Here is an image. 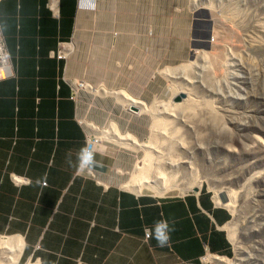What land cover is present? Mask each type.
Masks as SVG:
<instances>
[{
    "label": "crops",
    "instance_id": "1",
    "mask_svg": "<svg viewBox=\"0 0 264 264\" xmlns=\"http://www.w3.org/2000/svg\"><path fill=\"white\" fill-rule=\"evenodd\" d=\"M85 1L0 0L13 70L0 79V241L10 243L0 264H222L235 254L234 215L209 188L161 195L120 186L111 172L127 168L126 153L109 142L96 147L95 175L77 174V155L94 131L76 94L82 81H96L90 52L76 40ZM115 36L123 59L135 40ZM151 61L148 54L149 74ZM138 83L118 73L121 90L140 95ZM162 220L172 229L163 247L145 233Z\"/></svg>",
    "mask_w": 264,
    "mask_h": 264
},
{
    "label": "rangeland",
    "instance_id": "2",
    "mask_svg": "<svg viewBox=\"0 0 264 264\" xmlns=\"http://www.w3.org/2000/svg\"><path fill=\"white\" fill-rule=\"evenodd\" d=\"M85 2L89 9L76 40L82 53L90 52L96 80L86 83L118 91V73H124L126 80L141 82L140 95L127 89L126 95L143 93L138 99L155 111L167 107L161 116L164 132L155 138L150 112L130 113L124 101L91 93L80 83L84 124L98 130L97 136L112 127L114 135L129 133L143 144L132 150L113 143L125 151L127 168L112 171V181L156 194L161 187L163 194H184L204 186L220 204L231 199L235 254L230 259L264 264V0ZM118 31L126 41L135 40L134 46L125 45L123 59L112 46ZM148 36L156 38L155 53L149 52ZM148 54L155 57L150 74L144 67ZM213 54L216 60L210 62ZM181 91L193 99L183 116L168 111ZM145 162L147 172H142Z\"/></svg>",
    "mask_w": 264,
    "mask_h": 264
},
{
    "label": "bare ground",
    "instance_id": "3",
    "mask_svg": "<svg viewBox=\"0 0 264 264\" xmlns=\"http://www.w3.org/2000/svg\"><path fill=\"white\" fill-rule=\"evenodd\" d=\"M240 11V10H239ZM256 15H257V13H256ZM252 17V16H251ZM250 17V18H251ZM260 17V16H259ZM258 26V25H257ZM264 32V31H263ZM254 40V39H253ZM256 43V42H255ZM259 43H261V42H259ZM258 45V44H257ZM255 46V45H254ZM110 52V51H109ZM209 55H211V54H209ZM216 56H217V54H216ZM234 57V56H233ZM212 58H214L215 60H216V58L214 57V54L209 58V56H208V60L210 61V62H212ZM209 62V63H210ZM243 65V64H242ZM179 69V68H178ZM184 69V68H183ZM169 71V70H168ZM181 71H183L182 70V68H181ZM171 72L172 71H170V74H171ZM167 73V72H166ZM213 73V72H212ZM170 74H168V75H170ZM187 85V84H186ZM212 85V84H211ZM82 86L84 87V88H86L89 92H91V93H94V94H103V95H111V96H113L114 98H116V100H118V101H121V102H125V103H127V105H138L139 106V108L141 107V114L142 113H151L152 114V116L155 118V122H154V129H153V137L155 136V138H158V136H160L161 134H162V132H164L163 130H162V128H161V125H162V123H161V116L162 115H164V113H166V110H167V107H165L164 108V110L161 112V111H155V110H153V109H150V108H148V106L143 102V101H141L140 99H138V98H135V97H132V96H128V95H126L125 94V92L123 91V90H118V91H105L103 88L102 89H95L94 87H92L90 84H88V83H83L82 84ZM210 88V87H209ZM208 88V89H209ZM175 90V89H174ZM210 90V89H209ZM184 92H185V90H183ZM183 91H181L180 93H182ZM189 92H191V91H189ZM180 93H176L175 94V92H174V94H175V96L176 95H179ZM234 93V92H233ZM210 94V93H209ZM191 95V94H190ZM186 97H188V96H186ZM192 98V97H191ZM190 98V100L189 99H187V101H183V109H182V107L180 106L181 104L180 103H176L174 106H173V108H170V109H168V111H170L171 112V114H176V115H179V116H183L184 114H185V110H187L185 107H188V105H189V103L190 102H188V100L189 101H191V100H193V99H191ZM155 99V98H154ZM173 99V98H172ZM211 99V98H210ZM214 100V99H213ZM236 100V99H235ZM240 100V99H239ZM156 101V100H155ZM216 102V101H215ZM154 103V102H153ZM159 103V102H158ZM172 103V102H171ZM192 103V102H191ZM160 104V103H159ZM172 104H174V103H172ZM216 104V103H215ZM214 104V105H215ZM211 105H213V103L211 104ZM137 106V107H138ZM232 106V105H231ZM169 107V106H168ZM171 107V106H170ZM210 107H212V106H210ZM226 107V106H225ZM230 107V106H229ZM191 108H193V107H190V109ZM207 108V107H206ZM215 108V107H214ZM228 108V107H227ZM215 110V109H214ZM235 110V109H234ZM218 111V110H217ZM240 112V111H239ZM170 114V115H171ZM211 114V113H210ZM242 114V113H241ZM167 117H168V115H167ZM241 117H242V115H241ZM244 117V116H243ZM210 118V117H209ZM212 119V118H211ZM167 121V120H166ZM171 124V123H170ZM168 125V124H167ZM95 128L96 129H98L96 126H95ZM112 127H110V129H107V130H104L103 131V137H101V139H106L107 141H109V142H112V143H115V144H117V145H119V146H122V147H128L129 149H132V150H134L135 148V146H137V147H139V148H142V146H143V144H141L140 142H138V140L134 137V136H132L131 134H129V133H124V134H122V133H120V132H117V135H114L113 133H112V129H111ZM114 131L116 132V127L114 126ZM153 137H152V139H153ZM127 140H130V141H132V142H129V141H127ZM260 140V139H259ZM258 140V141H259ZM259 144V143H258ZM156 146V145H155ZM163 169V168H162ZM192 169V168H191ZM142 172H147V165H146V162L144 163V165H143V167L140 169ZM140 172V171H139ZM142 172H140V173H142ZM150 175V174H149ZM153 175V174H152ZM139 178V177H138ZM139 180H140V178H139ZM170 180V179H169ZM199 184H201V182L199 183ZM141 185V184H140ZM154 186V185H153ZM198 186H201V185H198ZM151 187V186H150ZM147 188V187H146ZM152 188H154V187H152ZM199 188H201V187H199ZM137 189H140V187L139 188H137ZM156 191L159 193V194H163L164 193V188L163 187H161V188H156ZM219 191H221V190H219ZM222 192V191H221ZM221 192H219L218 193V200H220L219 198L221 197ZM228 193V192H227ZM223 196V195H222ZM234 203V202H233ZM226 206H229V207H231L232 206V201H231V199H229V201L225 204ZM233 208V207H232ZM232 238L234 239V235H233V233H232ZM8 243V247L10 246V243H9V241L7 242V241H0V255H2L4 252H5V247H6V244ZM240 255V254H239ZM243 262H244V259L242 258L241 259V257L236 261V262H234V261H232L231 259H225V258H221V263L222 264H243ZM246 262V261H245Z\"/></svg>",
    "mask_w": 264,
    "mask_h": 264
},
{
    "label": "clouds",
    "instance_id": "4",
    "mask_svg": "<svg viewBox=\"0 0 264 264\" xmlns=\"http://www.w3.org/2000/svg\"><path fill=\"white\" fill-rule=\"evenodd\" d=\"M0 60L5 62L4 66H0V79H4L6 78V74H7L6 59H0ZM78 90L79 88H77V91ZM104 142L105 141L102 140V143ZM69 163L71 164L72 162L69 161ZM96 163L97 162L95 160V150L88 146L82 147L77 155V161L75 164L77 174L87 173L91 175L94 167L96 166ZM171 230L172 229H170L168 222L166 220H162V221L157 222V224L155 225L153 229L146 228L145 233L147 237L154 236L159 246L163 247L167 245L168 242L170 241Z\"/></svg>",
    "mask_w": 264,
    "mask_h": 264
},
{
    "label": "built area",
    "instance_id": "5",
    "mask_svg": "<svg viewBox=\"0 0 264 264\" xmlns=\"http://www.w3.org/2000/svg\"><path fill=\"white\" fill-rule=\"evenodd\" d=\"M58 55H59V58H62L64 56V52H59ZM0 59H6V66H7L6 77L11 76L13 74V70H12L10 59H9V54L7 52L5 39H4V36L2 34V31H1V27H0ZM4 63H5L4 61L0 60V66H4ZM77 92L78 91L76 90V94H77ZM99 130L102 131L101 129H99ZM97 132H98V130H94L90 134L88 141H87V144H86V146L93 148L94 150H96L97 145L102 143V140L100 139L101 137L96 135ZM95 173H96V170L94 168L91 175H95ZM149 238L150 237L146 236V240H148ZM206 260L213 261L215 259L211 258V257H207Z\"/></svg>",
    "mask_w": 264,
    "mask_h": 264
},
{
    "label": "water",
    "instance_id": "6",
    "mask_svg": "<svg viewBox=\"0 0 264 264\" xmlns=\"http://www.w3.org/2000/svg\"><path fill=\"white\" fill-rule=\"evenodd\" d=\"M186 94L185 93H180L179 95H176L174 97V103H180L182 101H184L186 99ZM130 113H133L135 115H140L141 114V110L139 107H137L136 105H130L127 109Z\"/></svg>",
    "mask_w": 264,
    "mask_h": 264
}]
</instances>
